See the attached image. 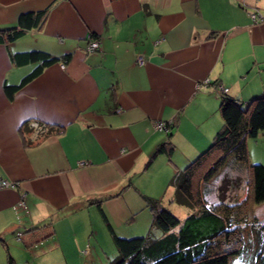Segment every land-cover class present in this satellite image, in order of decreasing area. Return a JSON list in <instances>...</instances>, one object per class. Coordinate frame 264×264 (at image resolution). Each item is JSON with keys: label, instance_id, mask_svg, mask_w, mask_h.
I'll return each instance as SVG.
<instances>
[{"label": "crops", "instance_id": "obj_1", "mask_svg": "<svg viewBox=\"0 0 264 264\" xmlns=\"http://www.w3.org/2000/svg\"><path fill=\"white\" fill-rule=\"evenodd\" d=\"M47 8L41 30L0 45V177L15 183L0 191V264L7 251L16 264L81 258L97 234L90 202H101L115 230L134 228L125 237L141 235L152 220L141 195L170 199L168 180L223 125L221 89L244 105L264 95V0H0V29ZM91 36L98 48L88 53ZM30 51L70 59L9 99L4 85L35 66L10 55ZM27 121L62 131H34L27 145L19 132ZM164 145L171 157L146 167ZM140 216L147 222L137 230Z\"/></svg>", "mask_w": 264, "mask_h": 264}, {"label": "trees", "instance_id": "obj_2", "mask_svg": "<svg viewBox=\"0 0 264 264\" xmlns=\"http://www.w3.org/2000/svg\"><path fill=\"white\" fill-rule=\"evenodd\" d=\"M48 12L49 8L19 15L16 26L0 29V45L8 46L26 32L41 30ZM93 38L91 36L89 42L94 41ZM10 59L18 66L35 64L17 85H4V93L12 99L47 67L59 61L66 64L70 57L59 59L42 51H30L13 53ZM226 93L223 92L219 104L223 125L210 146L176 172L166 185V189L172 190V195L165 200L191 210L186 218L181 221L165 203L162 204L163 201L141 195L145 208L152 212V220L141 235L125 237L116 233L101 208V202H90L97 211L92 218L102 221L115 248L111 260L101 264H231L234 260L245 264H264V222L254 211L264 204V166L250 163L246 144L247 139H256L264 134V95L244 105L226 96ZM34 131L39 138H45L58 135L62 127L38 121L30 124L27 121L19 130L23 141ZM167 135L170 137L171 134ZM26 144L32 143L27 141ZM162 152L169 159L172 148L160 146L145 166H150L154 156ZM233 165L238 166V169L234 168L237 171H244L242 186L246 190L245 197L240 200H231L230 197L229 201L225 194L221 196L219 192L215 202L209 203L207 197L211 189L209 191L205 185L227 166L232 168ZM79 209L77 206L70 210L76 212ZM93 224L95 226L96 222ZM20 236L18 234L17 238ZM91 236L85 247L92 245ZM0 242L6 246L5 241L0 239ZM82 251L79 252L84 259L86 252ZM6 256V264H16L8 251Z\"/></svg>", "mask_w": 264, "mask_h": 264}, {"label": "rangeland", "instance_id": "obj_3", "mask_svg": "<svg viewBox=\"0 0 264 264\" xmlns=\"http://www.w3.org/2000/svg\"><path fill=\"white\" fill-rule=\"evenodd\" d=\"M246 144H247L248 157H249L250 163L262 164L264 166V134L263 133L260 134L256 139H247ZM234 168L238 169V166L233 165L232 168L227 166L225 170H222L212 181H210L209 183H207V185H205L207 186L208 189L209 188L211 189V191L209 189L210 194L207 197L209 203L215 202V200L218 198L217 193L219 192H220V195L222 194L221 196L225 194L224 197L226 199H229L230 197H232L231 200L236 199V198L240 200L245 197L246 190L242 186L244 184L243 180L245 178L244 171H241L240 170L241 168H239L240 171H237V169H234ZM229 189H235V190L229 192L230 191ZM4 190L5 189H2L0 191H4ZM20 202L21 200L19 201V206L22 208ZM165 205L170 209L171 213L174 214L176 217H179L181 221L184 218H186L188 214H190V211H191L177 204L168 203V201H165ZM149 210L150 209L147 208V211ZM254 211L256 212V214L258 215V217L263 223L264 222V204L255 208ZM92 213L93 215H96L95 212H92ZM142 217L143 216H140V219ZM146 222H147L146 218L143 217V219L140 222L138 221L137 224L135 222L134 225L136 226L137 230H142L144 228V223ZM95 226H97L96 228L97 234L91 236L95 244H93V241H92V245H88L87 247H84L83 250L86 252V254L83 255L84 259L80 257L75 260L71 259L70 260L71 264H93V263L101 264L105 262L107 263L109 260H111V254H114L115 248H113L112 246L111 240L106 230V227L102 223V221H100V219H97ZM118 226L120 227H117L116 233L121 236H128L127 234H130V232H132L134 229L132 227L125 228L124 226H121V224ZM71 247H73V245H71ZM89 252L93 253L92 254L93 260L92 259L90 260ZM231 264H245V263L234 260Z\"/></svg>", "mask_w": 264, "mask_h": 264}, {"label": "built area", "instance_id": "obj_4", "mask_svg": "<svg viewBox=\"0 0 264 264\" xmlns=\"http://www.w3.org/2000/svg\"><path fill=\"white\" fill-rule=\"evenodd\" d=\"M249 18H250V20L252 22H256L257 21V18H256V16L254 14L253 15H250ZM97 48H98L97 42L96 41H90L89 44H88V46H87V52L88 53H92ZM144 63H145L144 57L142 55H138L136 57V64L138 66H142V65H144ZM61 67L63 68L64 66H61ZM221 91L222 92H226L225 89H221ZM156 129L157 130H165L166 128H165V125L164 124H157L156 125ZM14 187H15V183H13V182H11L9 180H6V179L0 177V190H2V189H5V190L14 189ZM21 202H20V204H21L22 208L23 207L25 208V204H24L23 199H21Z\"/></svg>", "mask_w": 264, "mask_h": 264}]
</instances>
